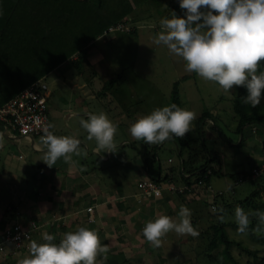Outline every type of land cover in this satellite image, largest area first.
<instances>
[{
    "label": "crops",
    "instance_id": "0c3cea01",
    "mask_svg": "<svg viewBox=\"0 0 264 264\" xmlns=\"http://www.w3.org/2000/svg\"><path fill=\"white\" fill-rule=\"evenodd\" d=\"M135 16L131 15L129 18L130 24ZM134 31V34L118 31L115 32L117 34L111 33L113 36L99 37L90 43L86 60L88 63L94 61L95 71L104 73V76L98 79L96 74L95 77L81 82L82 89L71 99L61 97L55 90L49 89V106L50 100H55L52 102L54 114L50 113L54 125L53 134L76 136L81 141L80 154H72L71 161L65 162L60 158L49 167L42 160L47 149L40 138L9 134L0 126V241L8 224L16 221L25 225L36 223L32 239L17 252L8 246L2 264H18L19 260L29 256L31 242L35 240L43 243L44 233L54 235V242L59 243L64 234L76 231L79 227L97 230L101 243L108 246L107 259L103 258V254L98 257L100 264H185L184 261L188 257L181 259L179 251L177 255L173 251L175 255H172V247L164 248L169 246L170 240L177 238V233H168L160 247H153L145 239L142 229L148 221L160 215H168L178 221L181 206L191 210L193 226L200 220L208 222L210 216L207 219L198 216L202 214V199L205 196L210 197L211 194L216 195L215 176L211 181L213 188L204 189L200 195L197 191L182 195L165 188L160 196H144L140 181L155 177L154 168L147 165L148 160L128 136L129 131L127 130L126 135L119 127H128L130 122H135L140 116L137 114L140 96L135 89L138 80L135 77H121L112 91L102 93L107 81L121 73L122 69L130 67V76H133L134 59L128 66L123 58L126 56L125 41L130 40V47L133 41L137 42L135 46H138L139 28ZM127 54L132 58L130 52ZM69 62L74 65L79 75L83 74L72 61L67 60L55 68L58 70V76L66 78L68 70L72 68L68 65ZM64 64H67V67L63 68ZM51 72H54V69ZM76 85V82L72 83V87ZM181 90L187 94V87ZM232 90L234 95L236 89ZM56 99H60L62 103ZM96 101L101 103L102 110L90 109L91 106H98L94 103ZM190 101H193L192 97ZM103 104H106V107ZM188 106L189 110H194V104L189 102ZM218 106L211 104L209 109L215 116L223 118L228 108ZM233 109L232 106L231 110ZM153 110L144 108L143 111L146 115ZM101 112L113 117V122L119 125L115 136L117 148L114 153H97L96 141L87 138V131L80 124L81 119L88 118V113ZM53 119H57L58 123ZM208 123L213 121L208 119ZM206 132L212 135L207 129ZM238 137L237 141L233 139L230 142L233 150L226 148V153L221 154L224 174L226 171L230 175L246 171L248 160L253 166L254 163L262 162L264 157V125H248ZM176 144L179 148V143ZM159 158L161 159V155ZM155 165L158 166L156 177L163 178L168 174L169 171H163L162 162H156ZM224 174L219 173L216 176ZM180 180L183 183L179 182V185L185 183L183 179ZM238 181L235 180L236 183ZM4 191L10 192V195L2 196ZM220 191L225 190L221 188L217 193Z\"/></svg>",
    "mask_w": 264,
    "mask_h": 264
},
{
    "label": "clouds",
    "instance_id": "9594fccd",
    "mask_svg": "<svg viewBox=\"0 0 264 264\" xmlns=\"http://www.w3.org/2000/svg\"><path fill=\"white\" fill-rule=\"evenodd\" d=\"M179 7L185 10L184 16L172 12L171 18L162 19V31L153 43L166 46L185 61L186 71L218 83L225 92L234 87L246 88L243 102L253 108L258 106L264 98V71L258 72L264 61V0H179ZM119 22L130 27V30L119 32L134 31L127 19ZM111 33L115 32L103 36ZM87 115L80 124L87 131V138L96 141L97 153L116 152L118 125L103 112ZM196 118L194 111L173 103L139 117L129 131L136 140L160 144L173 136L183 138ZM51 128L54 125L45 127L41 137L47 149L42 160L49 167L60 158L71 161L72 154H80L81 143L76 136L54 135ZM218 211L223 213V209ZM252 215L264 225V212L257 211ZM178 217L177 221L168 215H160L148 221L142 229L145 239L153 247H160L163 238L172 231L178 235H199L191 223L190 209L181 206ZM219 219L223 222L224 216L220 215ZM235 221L238 232L246 234L250 226L249 213L237 207ZM43 240V243L33 240L30 255L18 264H100L98 257L103 254L107 259L109 251L108 246L101 243L97 230L87 227L64 234L59 243H55L54 235L48 233L43 234Z\"/></svg>",
    "mask_w": 264,
    "mask_h": 264
},
{
    "label": "trees",
    "instance_id": "16d2710c",
    "mask_svg": "<svg viewBox=\"0 0 264 264\" xmlns=\"http://www.w3.org/2000/svg\"><path fill=\"white\" fill-rule=\"evenodd\" d=\"M146 0H0V106L14 97L23 88L32 82L44 78L53 69L55 70L64 61H72L79 71L82 65L86 64V53L92 41L99 37H104L105 30L114 23L125 20L136 8ZM179 0L172 5V10L178 11ZM131 33V32H130ZM135 31H132L134 34ZM85 68V65L83 66ZM259 71H264V61L261 62ZM124 77L122 73L107 81L103 94L114 89L116 83ZM189 77V75L183 78ZM180 82H174L172 90V103L188 109L189 101L187 94L179 88ZM247 95L244 87H237L233 99V108L237 117L236 132L241 133L248 125H264V98L258 106L253 108L250 104L243 102V97ZM223 99V98H222ZM170 104V105H171ZM214 104H218L217 102ZM169 105V106H170ZM210 105L203 107L197 113L196 128L197 134L193 136L188 132L183 138L173 136L172 139L179 143L180 155L183 157V167L178 175L173 172L161 177H153L162 181L174 182L183 179L186 183L194 184L198 181L211 183L212 178L222 173V157L216 147H211L206 142L205 131L202 125L211 119L213 123L216 118L223 121V118L215 116L209 109ZM189 110V109H188ZM216 123V122H215ZM214 125L218 134L214 140L233 138L226 135L219 125ZM136 145V143L134 142ZM145 144L141 148V153L148 160L160 162V151L157 146ZM151 148V151L148 149ZM188 151L187 158L183 156V150ZM263 163H254L252 171L231 173V177L238 181L258 177L264 170L256 175L255 168H259ZM169 168V166H168ZM261 186V185H260ZM179 193V192H178ZM217 209L223 206L217 201L214 202ZM243 207H248L252 214L259 211L264 212V199L257 197L256 192L240 201ZM228 206V205H225ZM224 208V207H223ZM225 209L223 222L217 218L212 222L210 230L199 229V235L209 237L208 244L211 256H214L219 264H264V225H261L258 218L250 216V226L246 234L238 232V225L235 218L227 221L225 219ZM234 228L235 235L244 236V239L232 235L227 229ZM201 228V227H200ZM259 228V230H257ZM212 230H214L212 232ZM212 233V234H211ZM249 243L257 246L252 248ZM260 245V246H259ZM238 254H246L245 261H241ZM216 251V253H215ZM215 253V254H214ZM260 260V261H258ZM246 262V263H245Z\"/></svg>",
    "mask_w": 264,
    "mask_h": 264
},
{
    "label": "rangeland",
    "instance_id": "374dc122",
    "mask_svg": "<svg viewBox=\"0 0 264 264\" xmlns=\"http://www.w3.org/2000/svg\"><path fill=\"white\" fill-rule=\"evenodd\" d=\"M176 2V0H146L142 5H140L138 8H136L130 15L125 17V20L127 19L129 21V18L131 15H136L135 19H133V23L129 24L132 26V29L139 28V38H138V46L137 42L133 41L132 47H130V40L125 41L126 44V55L123 58L125 65L130 64V62L134 59L133 65H134V72L133 76H130V67L126 69H122L121 73L124 77H135L138 81L135 84V89L139 92L140 96V103H139V110L137 112L138 118L145 115V112L143 111L144 108L149 109H156L158 107H164L169 106L172 101V90L174 88V82L178 80L180 82L179 88L184 89L187 87V97L188 100L192 97L193 101H189L190 103L194 104V111L196 114L199 113L203 107L207 105H211L214 103H218V107H227L225 114H223V121L219 118H216L215 124L219 125L223 128L226 135L229 137H232L235 141L238 140L239 133L236 132L237 127V117L235 110L232 109L233 99L234 95H232L231 91L225 92L218 83L211 82L204 80L200 76H198L195 72H188L185 70V61L174 54H172L168 48L164 45H156L153 43V40L158 34L162 31L160 21L164 18H171L172 12H175L177 16L183 17L185 14V10H182L180 7H178V11L172 10V5ZM134 18V16H133ZM117 34V33H114ZM114 34H111L110 36H113ZM108 36V37H110ZM116 45V43H115ZM128 52L131 53L132 58L128 57ZM87 64L85 65V68H83L84 65H82V71L83 74L79 75L78 71L75 70L74 65L69 62V66L72 67L68 70V73L65 77H60L57 75L58 70H54V72H50L45 79V82L48 84L49 89L55 90L56 94H59L61 97H65L68 99H71L75 94H77V91L81 90L82 87L80 85L81 82L84 80H89L91 77H95L96 74H98V79L104 76V73L95 71L94 69V61H86ZM90 66V67H89ZM67 67V64L63 65V68ZM189 75V77L183 78L184 76ZM60 78L58 80V78ZM61 79L65 80L66 82H63ZM77 83L76 86L72 87V83ZM235 87L234 89H236ZM233 89V90H234ZM232 90V91H233ZM184 92V90H183ZM185 93V92H184ZM234 93H236V90H234ZM56 97V95H55ZM223 98V99H222ZM60 102V99H56ZM52 102H55L54 99L50 100V113L53 115L52 111ZM105 102V101H104ZM124 102V100H122ZM261 102H263L261 100ZM62 103V102H60ZM95 104H98L97 107H90L91 110H102V105L98 101L94 102ZM106 104L108 102H105ZM186 104V101H184ZM106 104L105 105L106 107ZM185 104L183 105V109H185ZM100 105V106H99ZM123 108V105L120 104ZM102 106V107H101ZM136 105H134L135 107ZM189 107V106H188ZM216 111L215 109H213ZM131 112V111H130ZM126 116V115H125ZM198 117V116H197ZM110 120L114 121L113 117H108ZM137 118V119H138ZM197 119V118H196ZM196 119L192 123V128L190 132H192L193 136L197 134V130L194 131L193 128H196ZM55 123H58L57 119H53ZM136 121V120H135ZM134 122H130V125L127 127V125L119 126L121 127V130L124 134L127 133V130L129 131L130 126ZM205 122L202 127L203 131H206V129L212 133L206 132V142L211 147H216L217 150L220 151L221 154L226 153V148H231L230 141H227V139H220L214 140V136L218 134V129L212 127L214 123H208L206 127ZM211 124V125H210ZM213 124V125H212ZM118 127V129H119ZM130 138L133 139V141L138 146V150L141 151V148L144 143L142 140H136L134 139L130 131L127 133ZM126 134V135H127ZM227 141V142H225ZM218 142V143H217ZM221 142V143H220ZM156 144H152V147H155ZM160 151L161 160L162 162V169L163 171H170L174 174L178 175L180 172L181 167H183V157L180 155V151L178 150L177 144L174 139L166 140L163 143H160L157 145ZM151 151V148L148 149ZM233 150V147L230 149ZM229 152V151H228ZM188 151L186 149L183 150V156L186 159L187 158ZM171 158V159H168ZM159 162V161H157ZM264 162V157L262 158V162L259 161L258 164H261ZM156 163V162H155ZM154 161H151V165L154 168V174L157 176L158 172V166L155 165ZM232 164V162H231ZM169 166V168H168ZM247 169L252 171L253 166H251V161L248 160L247 163ZM224 174V172H222ZM178 178L175 181V183L179 184ZM183 183V182H182ZM181 183V184H182ZM214 185L215 190L213 194L210 195V197L205 196L202 199V204L200 205L202 214H199V218L202 217L204 219H207L210 216V219L208 222L205 220H200L199 225L197 227H201L202 230L209 231L210 226L212 225V222H216L217 218L219 216L220 211L218 209H214L212 207L213 203L217 201L220 205H222L225 209V219L227 221L232 220V218H235V209L237 207H241L245 210V212L249 213V215H252V212L248 207H243L240 204V201L245 199L247 196L253 194L256 192L257 197L262 196L264 199V173L258 177H251L248 179H242L241 181H238V183L235 182V180L230 176V173L226 171L224 175H215L214 179ZM261 185V186H260ZM205 186H200L196 188L195 191L199 192V195L204 190ZM225 190L223 194L218 195L217 190L219 189ZM5 193L3 195H10V192L4 191ZM228 205V206H225ZM221 209H224V208ZM195 228V226H193ZM198 230L197 228H195ZM232 235H235L234 233L236 230L230 226L229 229H227ZM214 230H212L213 232ZM212 234V233H211ZM177 238H173L170 240L169 246H164L168 248H173L172 255H177V251L180 252L181 259L187 258L186 261H184L185 264H219L214 256H211L208 244L210 242V239L208 236H206V233L204 235H198V236H191V235H176ZM184 236V237H183ZM238 236L239 238H242L247 242L244 236ZM179 237V238H178ZM181 240H183L181 242ZM252 248H255L257 245L254 243H249ZM260 246V245H259ZM238 250H236L237 254ZM173 251H175V254H173ZM216 253V251H215ZM214 253V254H215ZM264 254V248L263 252ZM245 255L246 254H238V257L241 261H245ZM195 257V258H194ZM260 261V260H258ZM246 263V262H245ZM229 264H232L231 262Z\"/></svg>",
    "mask_w": 264,
    "mask_h": 264
},
{
    "label": "built area",
    "instance_id": "2783aa9c",
    "mask_svg": "<svg viewBox=\"0 0 264 264\" xmlns=\"http://www.w3.org/2000/svg\"><path fill=\"white\" fill-rule=\"evenodd\" d=\"M127 30H130V27L125 22H118L109 26L105 33ZM49 97V86L44 80L38 79L32 82L0 106V126L9 132V134L25 138L36 136L41 140V137L44 135V128L50 124L52 125ZM49 130L53 132L52 128ZM263 170L264 162L262 166L255 168L254 172L258 175ZM202 185L205 186L204 189L206 190L213 188L211 183L203 180L194 184L185 183L182 185L152 178L140 181L141 190L146 197L157 196V193L162 195L165 188L172 192L187 195L195 192L196 188H200ZM219 193L223 192L220 191ZM212 207L214 209L217 208L215 204ZM35 227V222L25 225L19 221L12 222L5 227L2 240L0 241V264H2L5 255H7L8 246H11L14 252L22 249L32 239Z\"/></svg>",
    "mask_w": 264,
    "mask_h": 264
}]
</instances>
